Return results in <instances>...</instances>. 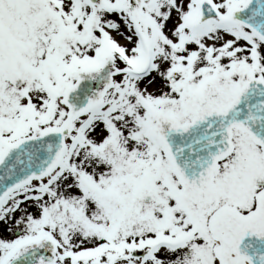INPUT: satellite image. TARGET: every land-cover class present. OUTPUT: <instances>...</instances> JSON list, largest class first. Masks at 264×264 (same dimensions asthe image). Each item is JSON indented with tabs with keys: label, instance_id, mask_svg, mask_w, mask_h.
Instances as JSON below:
<instances>
[{
	"label": "snow or ice",
	"instance_id": "1",
	"mask_svg": "<svg viewBox=\"0 0 264 264\" xmlns=\"http://www.w3.org/2000/svg\"><path fill=\"white\" fill-rule=\"evenodd\" d=\"M0 264H264V0H0Z\"/></svg>",
	"mask_w": 264,
	"mask_h": 264
}]
</instances>
